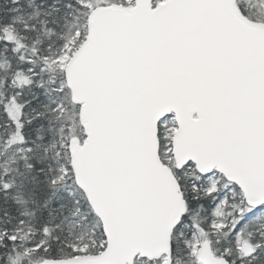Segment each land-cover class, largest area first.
Returning <instances> with one entry per match:
<instances>
[{"label": "snow or ice", "instance_id": "6c2138e0", "mask_svg": "<svg viewBox=\"0 0 264 264\" xmlns=\"http://www.w3.org/2000/svg\"><path fill=\"white\" fill-rule=\"evenodd\" d=\"M0 264H264V0H0Z\"/></svg>", "mask_w": 264, "mask_h": 264}]
</instances>
